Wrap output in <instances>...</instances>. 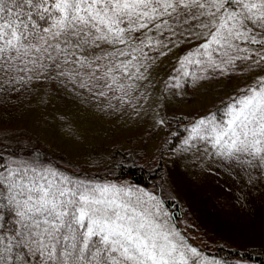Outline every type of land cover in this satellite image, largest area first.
Returning a JSON list of instances; mask_svg holds the SVG:
<instances>
[{
    "label": "snow or ice",
    "instance_id": "1",
    "mask_svg": "<svg viewBox=\"0 0 264 264\" xmlns=\"http://www.w3.org/2000/svg\"><path fill=\"white\" fill-rule=\"evenodd\" d=\"M177 36L199 41L180 60L195 66L183 72L193 82L264 72V0H0V92L58 80L130 102L151 66L145 49ZM195 139L233 166L264 172V75L220 116L199 118L183 143ZM160 205L138 187L0 157V264H213Z\"/></svg>",
    "mask_w": 264,
    "mask_h": 264
},
{
    "label": "rangeland",
    "instance_id": "2",
    "mask_svg": "<svg viewBox=\"0 0 264 264\" xmlns=\"http://www.w3.org/2000/svg\"><path fill=\"white\" fill-rule=\"evenodd\" d=\"M161 39L167 47L145 49L151 66L145 72L147 79L137 82L139 87L126 98L130 102L96 98L72 83L34 80L27 113L12 127L0 128V136L7 143L22 137L29 146L40 145L27 154V161L41 164V151L48 152L45 148L51 158L63 154L73 164L72 174L76 168L89 169V164L97 162L116 164L121 156L153 170L163 158V191L157 190L159 184L154 181L159 178L151 181L149 190L140 189L157 199L162 196L176 202V208L172 202L170 209L160 205L168 214V223L201 251L202 259L220 264L214 259L220 251L217 257L227 256L228 262L252 264L239 262L231 253L264 248V172L233 166L215 154L210 142L195 139L185 145L183 141L199 118L213 113L220 116L230 98L264 72L213 74L193 82L183 72L196 71L195 66L183 69L180 60L199 41L187 42L179 36ZM89 172L88 181L110 184L109 177L97 169ZM122 177L110 181L131 185Z\"/></svg>",
    "mask_w": 264,
    "mask_h": 264
},
{
    "label": "trees",
    "instance_id": "3",
    "mask_svg": "<svg viewBox=\"0 0 264 264\" xmlns=\"http://www.w3.org/2000/svg\"><path fill=\"white\" fill-rule=\"evenodd\" d=\"M33 93L34 90L32 87V82L23 86L17 84L14 86L13 90L0 92V128L8 129L9 127H12L14 124L18 123L25 116L29 107V103L33 97ZM7 140V138L0 136V157H2V162L7 165H11L14 160H25V157H28L27 154L31 150L37 151L40 147V145L29 146L24 142L22 137H13L10 140V143H7ZM45 150L48 151L46 154L41 151V156L43 158V162L41 164L44 166H52L57 168L71 176L73 179H83L85 181L91 180V177H89L91 175L89 171L97 169L98 174L100 173L101 175L103 173V176L109 177L108 182L110 184H116L111 183L110 178H113L114 180L116 179V176L121 175L123 176L121 179H127L131 186L148 190L153 185L151 181L155 178H159L158 180L154 181H157L159 184L157 186V190L163 191L161 187V183H165V171L161 163L163 158L155 166L151 167L153 170H147L143 168V163H141L139 160L135 161L136 159L132 160L129 156H121L116 164L110 163L107 166H104V163L97 162L95 164H89V169L76 168L75 170H77V172L72 174L70 169L73 168V164H70L68 161H66V158L63 154H58L55 155L54 158H51L49 157V148H45ZM97 178H99V176H96V179ZM158 200L164 205L166 209H170L171 207L173 208L171 202L173 204L175 203V208L177 207L176 202L173 200H165L162 198V196H158ZM4 214L7 215V212L5 211ZM170 222L172 223V219H170ZM218 247L226 251L224 246L220 245ZM219 253L220 251H218V254L214 255V257H216L214 259L219 261L220 264H234L226 260L227 256L223 259L221 257H217ZM231 254H234L235 258H237L239 262L264 264V248H257L243 252L236 251L235 253L233 252Z\"/></svg>",
    "mask_w": 264,
    "mask_h": 264
}]
</instances>
